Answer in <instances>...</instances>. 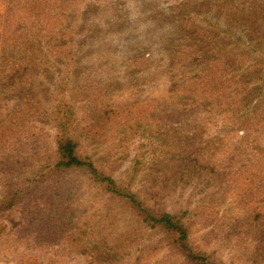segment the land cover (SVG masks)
Returning a JSON list of instances; mask_svg holds the SVG:
<instances>
[{"label":"rangeland","instance_id":"1","mask_svg":"<svg viewBox=\"0 0 264 264\" xmlns=\"http://www.w3.org/2000/svg\"><path fill=\"white\" fill-rule=\"evenodd\" d=\"M7 1L0 0V34ZM35 1L37 17L50 23V30L46 25L48 32L59 31L64 36L62 48L54 50L57 60L52 55L50 62L51 54H47L48 66L22 82L18 77L24 67L6 65L0 78V132L11 135L9 118L13 110L23 109L24 118L25 113L34 115L26 132L33 128L44 135L42 152L50 153L48 148L54 149L52 124L57 108L53 96L57 93L62 105L71 111L80 154L89 156L118 186L130 183L138 190L144 176L141 172L132 176V162L137 154H143V168L149 160L148 151L154 147L150 134L142 135V131L115 134L118 128L120 132L132 128L131 123L121 125L126 115L164 112L166 104L174 103L170 99L182 81L199 76L209 66L205 65L207 58L221 54L223 46L236 59L245 53L251 59L246 64L252 62L263 73L251 92V98L259 96L258 106L261 103L257 118H226L224 110L229 102L222 100L208 109L194 108L183 125L173 124L184 136L191 137L189 151L199 164L230 176L232 166L238 169L249 162L252 178L232 174L221 186V195L205 199L204 204L193 192L197 185L178 188L161 202L168 212L189 210L194 222L190 235L194 247L221 264H247L243 252L247 245L251 248L249 240L264 236V122L260 121L264 113V0ZM246 21L259 37L257 42L252 43L246 31H239ZM48 50L40 47L35 53L45 55ZM180 51L183 55L178 54ZM185 54L192 55L186 59ZM176 102L183 103L184 97ZM14 144L11 139L0 141V158L6 156L4 152L15 154L13 160L23 163L15 165L14 170L23 171L33 146L20 154L12 152L17 150ZM10 175L7 167L0 170V199L15 186L13 179L6 180ZM52 175L44 176V182ZM79 177L74 174L72 180ZM245 177L242 184L249 183L254 189L250 188L252 196H247L243 205L249 211L247 215H257L258 221L241 241L242 232L233 231L229 223L241 214L233 203V194L238 179ZM75 197L81 202L94 198L96 209L118 210L113 200L105 205V194L88 185L75 191ZM45 198L46 192L34 194L29 190L0 211V264H28L29 260L35 264H100L81 251L70 230L58 236V221L51 218ZM137 248L143 250L139 260V253L134 252V258L125 264H161L167 259L179 262L178 254L160 233L140 240L133 250Z\"/></svg>","mask_w":264,"mask_h":264},{"label":"trees","instance_id":"2","mask_svg":"<svg viewBox=\"0 0 264 264\" xmlns=\"http://www.w3.org/2000/svg\"><path fill=\"white\" fill-rule=\"evenodd\" d=\"M37 4V1L32 0L7 1L2 21L3 32L0 34V78L8 64L16 68L24 67L18 77V82H22L29 76L39 75L42 66H48V61L53 60L52 55L55 60L58 59L55 57L58 52L55 53L54 50L62 46L60 41L64 36L59 31L48 32L50 23L45 24L47 19L38 18L39 12L33 9ZM239 31H246L252 43L259 40L248 21L242 24ZM40 47L49 50L45 55L41 51L35 53ZM223 47L221 54L207 58L205 65L209 66L199 76H190L182 81L183 84L179 85L175 96L170 99L174 103L166 104L164 112H150L148 115L136 117L128 114L121 125L133 124L128 129L130 131L120 132L121 128L115 131L119 136L142 131V135L150 134L152 139L154 147L148 151L150 156L144 167L140 166L143 154H137L131 165L132 176L137 172L144 176L138 190H134L130 183L118 186L111 176L97 168L89 156L80 154L71 111L68 106L62 105L57 93L53 96L57 107L52 124L54 149L48 148L51 152L45 155L42 152L45 136L33 128L26 132L27 123L34 115L25 113L24 118L23 109L13 110L9 118L11 135L0 132V141H15L14 147L17 150L12 152L20 154L30 145L33 149L27 159L28 166L23 171L14 170L15 165L23 163L13 160L15 154L4 152L6 156L0 158V162L5 163L4 166L0 165V170L7 167V173H11L6 180L15 181L12 182L15 184L14 188L1 197L0 211L12 206L16 199L29 190L34 194L46 192L45 201L48 203L51 218L58 221V236L70 230L71 235L76 236L74 240L81 251L94 256L100 264H125L134 258V252L139 253L136 256L139 260L143 250H133L134 247L140 240L158 233L168 239L171 249L179 256V262L167 259L161 264H221L191 243L194 222L191 221L189 210L186 208L168 212L163 210L161 202L167 194L174 193L178 188L197 185L193 192L199 202L204 204L205 199L221 195V186L232 174H247L250 178L253 176V169L250 170L252 163L249 162L240 164L238 169L232 166L229 170L232 173L230 176H223V172L217 173L215 169L199 164L189 151L191 137L184 136L179 127L173 126L176 122L183 125L186 115L189 117L194 108L208 109L222 100L229 102L224 110L226 118L248 120L252 116L258 117L257 111L261 103L258 106L259 96L251 98V92L254 89L253 83L262 78L263 73L252 62L246 64L251 59L245 53L237 57L241 60H237L235 55ZM252 50L255 51V48ZM47 54H51L49 60ZM178 54L183 55L181 51ZM191 55L185 54L186 59ZM178 97H184V102L177 103ZM262 116L260 121L264 122V113ZM48 174L53 175L44 182V176ZM72 174L80 175L79 179L72 180ZM246 177L238 179V187L233 194V203L236 202L241 214H237L229 223V228L233 231L242 232L241 241H245L246 233L252 231L258 221L257 215H247L249 211L243 205L247 196H252L250 188L254 189L249 183L242 184ZM34 184L36 185L33 186ZM87 185L92 189L96 188L101 195L105 194L104 203L113 200L118 210L114 211L110 207L107 210L96 209L94 198H85L81 202L79 197H75V191L84 190ZM226 199L225 197L224 200ZM249 242L251 248L245 245L243 252L245 262L262 264L264 236L260 240L252 239ZM28 264H35V261L29 260Z\"/></svg>","mask_w":264,"mask_h":264}]
</instances>
